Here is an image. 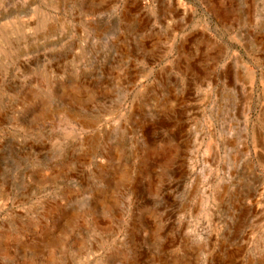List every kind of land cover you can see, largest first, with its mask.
<instances>
[{"label": "rangeland", "instance_id": "rangeland-1", "mask_svg": "<svg viewBox=\"0 0 264 264\" xmlns=\"http://www.w3.org/2000/svg\"><path fill=\"white\" fill-rule=\"evenodd\" d=\"M0 264H264V0H0Z\"/></svg>", "mask_w": 264, "mask_h": 264}]
</instances>
